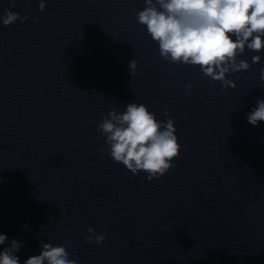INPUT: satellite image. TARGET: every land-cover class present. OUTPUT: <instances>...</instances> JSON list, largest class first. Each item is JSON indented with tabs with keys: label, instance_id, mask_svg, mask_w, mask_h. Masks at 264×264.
Listing matches in <instances>:
<instances>
[{
	"label": "clouds",
	"instance_id": "1",
	"mask_svg": "<svg viewBox=\"0 0 264 264\" xmlns=\"http://www.w3.org/2000/svg\"><path fill=\"white\" fill-rule=\"evenodd\" d=\"M9 3L14 6L15 0ZM45 6L46 0H39V11H44ZM28 18L6 9L0 15V24L24 23ZM136 22L145 26L158 43L162 60L199 66L204 76L221 82L222 90L236 87L227 75L250 69L247 60L238 59L246 48L256 53L264 51V0H144L143 9L136 13ZM260 60V55L252 57V63ZM127 67L129 74L135 76L138 61L130 59ZM260 80L264 81V68L260 70ZM191 90L192 85L188 84L187 91ZM163 115L168 119L157 120L145 104L136 102H129L123 112L111 108L97 125L96 131L104 136L105 145L99 152L124 165L132 174L147 173L149 181L163 177L175 167L173 161L181 149L174 119L167 110ZM246 120L252 126L264 122V99L256 100ZM86 231L90 235L84 237L85 243L98 245L107 238L92 227ZM8 242V236L0 234V246ZM24 243L11 240L10 246L0 251V264H20L16 253ZM40 246L39 255L28 257L23 264H78L76 259L69 258L65 244L40 241Z\"/></svg>",
	"mask_w": 264,
	"mask_h": 264
}]
</instances>
